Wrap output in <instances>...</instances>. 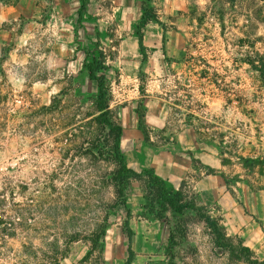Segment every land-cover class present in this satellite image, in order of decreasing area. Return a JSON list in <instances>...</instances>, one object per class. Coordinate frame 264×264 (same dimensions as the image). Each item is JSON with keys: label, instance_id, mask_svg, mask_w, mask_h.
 <instances>
[{"label": "rangeland", "instance_id": "374dc122", "mask_svg": "<svg viewBox=\"0 0 264 264\" xmlns=\"http://www.w3.org/2000/svg\"><path fill=\"white\" fill-rule=\"evenodd\" d=\"M198 2L190 0L178 24L183 52L178 64L166 42L172 32L161 37L164 97L176 105L172 112L178 126L187 124L204 139H216L227 159H244L250 168L264 158V0ZM154 18L148 14L145 21ZM100 36L95 32L93 54L106 82L110 116L119 123V89L113 87L118 74L105 60L109 55L100 49ZM83 57L80 68L66 64L50 74L45 87L51 94L41 93L43 83L15 92L0 83V246L43 252L31 254L32 261L50 260L57 249L58 257L103 264L109 231L125 232L131 221H139L156 232L151 257L160 264L264 262L262 253L243 251L237 237L228 236L220 245L205 217L222 226L220 218L189 187L168 184L187 208L164 211L158 188L129 176L121 180L126 188L122 203L112 182L118 167L105 144L109 129L96 121L98 86L88 78ZM143 71L142 89H149L151 64L144 62ZM174 72L182 78L175 89ZM213 88L224 103L217 124L203 96Z\"/></svg>", "mask_w": 264, "mask_h": 264}, {"label": "crops", "instance_id": "0c3cea01", "mask_svg": "<svg viewBox=\"0 0 264 264\" xmlns=\"http://www.w3.org/2000/svg\"><path fill=\"white\" fill-rule=\"evenodd\" d=\"M189 2L0 0V83L8 92L43 83L41 93L51 94L45 87L50 74L59 73L66 64L80 68L81 55L88 74L85 64L94 57L95 32H100V49L109 55L105 60L113 64L112 74H118L113 87L119 89L118 124L123 128L121 147L128 167L138 173L153 170L176 189L189 187L220 218L227 237H237L252 253L264 256V158L263 163L253 161L250 168L244 159L239 163L227 159L216 139H204L187 124L185 129L178 126L172 112L176 105L164 97L159 76L164 62L161 37L172 32L166 42L169 56L178 64L183 55L178 24L188 14ZM146 13L155 18L143 22ZM144 62L151 64V79L156 80L149 89H142ZM180 79V73L174 72V89ZM203 96L212 123L217 124L224 110L218 89H207ZM130 223L131 234L116 228L109 231L103 264H160L151 257L157 250L156 232L146 223ZM34 251L0 246V264H88L83 258L58 257L57 249L50 260L32 261L31 254L43 253Z\"/></svg>", "mask_w": 264, "mask_h": 264}, {"label": "trees", "instance_id": "16d2710c", "mask_svg": "<svg viewBox=\"0 0 264 264\" xmlns=\"http://www.w3.org/2000/svg\"><path fill=\"white\" fill-rule=\"evenodd\" d=\"M82 1L83 4L86 3V0ZM229 1L230 4H235L237 0ZM147 15V13L144 15L143 22L145 21ZM220 16L221 19H223V14H220ZM98 65L99 61L96 56H94L89 63L85 64V68L88 72L89 79L93 82H96L98 86V95L96 99L95 110L96 113L99 115L97 116L96 121L98 122V124L103 125L109 129L105 144L111 147V154L114 157V161L116 162V165L118 167L116 176L114 177V180H112L113 183L115 182L114 188L116 194L120 198H122V203L124 204V192L126 188L123 186V182L121 180L127 179L129 176H134L139 179H145L158 188V198L159 201L162 203L164 211L170 208L176 213H182L184 210H186L187 207L185 205L180 204L177 198V194H175V192L170 189V187L165 181L156 176L153 170H144L138 173L128 167L121 147V142L123 138V128L121 125L116 123L110 116L109 107L106 105L108 99V90L106 88V82L104 77L98 75ZM259 163H263V161ZM205 220L209 226L213 227L215 233H217L219 244L223 245L222 241H224L227 237L223 227L220 226L215 220H212L210 217H205ZM126 232L128 234H131V230L129 227L126 229ZM2 233H4L3 230L0 231V234ZM241 249L249 254H252V251L247 247L242 246ZM253 259V264H264V262H260L258 259Z\"/></svg>", "mask_w": 264, "mask_h": 264}]
</instances>
